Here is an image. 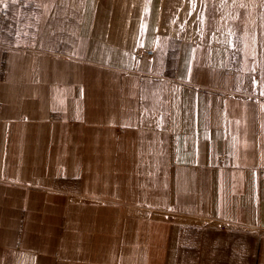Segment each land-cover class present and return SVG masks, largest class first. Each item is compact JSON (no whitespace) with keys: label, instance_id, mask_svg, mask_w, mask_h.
<instances>
[{"label":"crops","instance_id":"0c3cea01","mask_svg":"<svg viewBox=\"0 0 264 264\" xmlns=\"http://www.w3.org/2000/svg\"><path fill=\"white\" fill-rule=\"evenodd\" d=\"M183 1L0 0V264H264V0Z\"/></svg>","mask_w":264,"mask_h":264},{"label":"built area","instance_id":"2783aa9c","mask_svg":"<svg viewBox=\"0 0 264 264\" xmlns=\"http://www.w3.org/2000/svg\"><path fill=\"white\" fill-rule=\"evenodd\" d=\"M0 14H1V15H4V12H1ZM146 55H147V56H151V55H152V51H147V52H146ZM259 83H260V80H259V79H256V80H255V85L258 86ZM221 157H222V155L219 156L220 159H221Z\"/></svg>","mask_w":264,"mask_h":264},{"label":"rangeland","instance_id":"374dc122","mask_svg":"<svg viewBox=\"0 0 264 264\" xmlns=\"http://www.w3.org/2000/svg\"><path fill=\"white\" fill-rule=\"evenodd\" d=\"M181 4H182V7L181 8L182 9H185V11H187L188 10V7H189L187 1L184 0L183 3L181 2Z\"/></svg>","mask_w":264,"mask_h":264}]
</instances>
